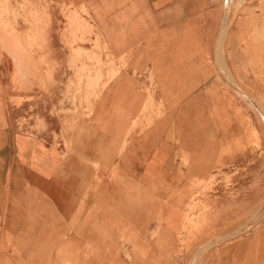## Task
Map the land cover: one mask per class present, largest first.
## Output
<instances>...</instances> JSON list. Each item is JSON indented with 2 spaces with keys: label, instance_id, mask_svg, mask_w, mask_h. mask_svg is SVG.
I'll use <instances>...</instances> for the list:
<instances>
[{
  "label": "crops",
  "instance_id": "crops-1",
  "mask_svg": "<svg viewBox=\"0 0 264 264\" xmlns=\"http://www.w3.org/2000/svg\"><path fill=\"white\" fill-rule=\"evenodd\" d=\"M28 1L37 17L26 21L19 11L16 37L0 35V254L9 239V250L18 248L31 264H62L68 257L76 264H108L110 255L125 254L120 240L133 230L140 243L148 223L161 217L178 222L176 211L163 215L153 206L148 212L146 199L137 195L167 187L185 145L193 159L204 158L197 144L210 142L200 133L206 120L191 118L196 104L190 98L175 109L187 111L182 119L159 120L148 132L144 80L152 68L155 78L170 80L161 81L163 89L181 86L174 82L179 79L194 87L193 41L180 45L178 31H193L196 19L215 13L219 0ZM84 25L91 31L84 34ZM24 35L37 37V44L29 45ZM100 39L114 75L106 86L87 87L83 79L108 75L83 54ZM219 43L220 50L226 46ZM179 46L187 48L181 58ZM101 58L108 62L107 55ZM223 63L220 57L221 70ZM84 67L91 70L83 73ZM172 125L190 127L174 148ZM201 162L192 161L190 169ZM223 252L225 264L230 254L238 264H264V225Z\"/></svg>",
  "mask_w": 264,
  "mask_h": 264
},
{
  "label": "rangeland",
  "instance_id": "rangeland-1",
  "mask_svg": "<svg viewBox=\"0 0 264 264\" xmlns=\"http://www.w3.org/2000/svg\"><path fill=\"white\" fill-rule=\"evenodd\" d=\"M229 2L219 0L215 13L196 19L193 31H178L180 45L184 40L193 41L189 54L195 59L194 87L185 86L192 80L179 79L174 82H180L181 86L171 91L163 89L162 82L170 80L155 78L152 68L144 80L147 92L143 113L148 132L159 120L175 123L178 117L182 119L187 111L175 109H181L183 102L190 98H194L196 104L191 118L196 122L206 120L200 133L210 142L197 144L199 150L205 151L204 158L193 159L185 145L179 157L174 159L175 168L167 176V182H170L167 187L158 192L148 188L141 191V196L137 195V198L146 199L148 212L153 206H157L155 209L159 208L163 215L176 211L180 215L178 222L168 221L169 218L163 221L161 217L157 223H148L147 238L140 243L134 239L132 228L133 233L120 240L125 254L110 255L108 264H203L204 258L205 263L220 264L222 257V264H225L224 252L220 255V249L251 232L260 231L264 225V0ZM29 3L24 0L18 7L13 6L11 0H0V35L16 37L13 31L19 11L24 13L26 21L29 17L31 21L33 16L37 17V13L30 11ZM224 10L227 20L222 16ZM76 16V12L72 13L74 21ZM87 31L91 30L84 25V34ZM25 39L29 45L38 42L37 37ZM221 40L226 46L220 50ZM178 49L180 58L187 54L186 47L179 46ZM9 50L13 51V48ZM83 54L97 59L95 66L108 74L107 77L102 73L97 79H83L84 86H106L114 75V61L109 58L107 45L100 39L93 51ZM103 55H107L108 62L102 61ZM220 57L224 58L225 64L222 70ZM88 70L91 68L82 69L83 73ZM220 71L242 95L236 94L235 89L224 82ZM189 130L190 127L172 125L170 134L176 141L170 143L172 148L174 144L179 145L180 134ZM197 160L198 163L202 161L197 166H204L191 170L192 161ZM114 177L118 182V176L115 174ZM131 192L132 195L139 194L136 190ZM9 242V239L4 240L1 247L0 264H31L32 261L18 248L9 250ZM205 248L207 252L203 257ZM153 250L160 253H153ZM230 255L226 263L238 264ZM84 257L90 258V255ZM62 264L76 263L68 257Z\"/></svg>",
  "mask_w": 264,
  "mask_h": 264
},
{
  "label": "bare ground",
  "instance_id": "bare-ground-1",
  "mask_svg": "<svg viewBox=\"0 0 264 264\" xmlns=\"http://www.w3.org/2000/svg\"><path fill=\"white\" fill-rule=\"evenodd\" d=\"M226 1H227V3H230V2H229L230 0H226ZM227 5H229V4H227ZM227 7H228V6H227ZM226 20H227V19H226Z\"/></svg>",
  "mask_w": 264,
  "mask_h": 264
}]
</instances>
